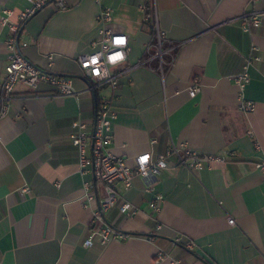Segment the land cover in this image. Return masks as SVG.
I'll list each match as a JSON object with an SVG mask.
<instances>
[{"label":"crops","instance_id":"1","mask_svg":"<svg viewBox=\"0 0 264 264\" xmlns=\"http://www.w3.org/2000/svg\"><path fill=\"white\" fill-rule=\"evenodd\" d=\"M62 1L65 8L47 0L25 23L21 41L28 42L23 52L34 64L73 77L76 94L19 83L6 110L0 101V264H170L159 259V250L182 264H264V176L256 168L264 157V0H157L159 27L178 45L164 82L148 0ZM30 5L0 0V16L9 7L16 19ZM102 6L113 8L110 27L130 41L126 62L116 67L129 68L117 89H92L78 60L94 50ZM251 11L261 14L262 24L245 31L243 15ZM8 37L9 27L0 22V84ZM250 55L260 59L251 61V81L242 91L233 77ZM194 80L201 89L192 97ZM103 96L117 111L111 150L129 166L138 155L155 157L173 143L226 159L192 170L175 165L155 179L137 175L127 189L120 183L139 211L122 215L117 205L105 217L126 237L106 245L95 238L86 246L94 206L84 199L85 182L93 175L81 169L70 134L77 119L94 127ZM241 98L255 101V109L243 111ZM93 188L101 197V188ZM157 195L159 210L150 206Z\"/></svg>","mask_w":264,"mask_h":264},{"label":"built area","instance_id":"2","mask_svg":"<svg viewBox=\"0 0 264 264\" xmlns=\"http://www.w3.org/2000/svg\"><path fill=\"white\" fill-rule=\"evenodd\" d=\"M31 5L21 10L16 19L15 11L9 7L3 9L0 16V22L3 26L9 27V37L6 40L9 48L8 64L6 65V74L0 84V101L3 107L9 106V101L17 84L26 85L29 88L36 89L40 83L48 84L59 96L75 95L73 77L61 75L51 69H42L34 64L23 52V48L28 45L27 41H21V32L27 20L40 9L47 0H29ZM100 2V0H96ZM153 6V19L156 31V54L159 58L158 70L164 82L166 75V65L172 64L176 58V50L178 45L173 44L166 38L164 32L159 27V16L156 9L157 0H149ZM62 8L65 4L59 0ZM146 7V5L144 6ZM243 29L250 31L252 26H260L262 24L261 14L258 11H251L243 15ZM99 24V37L94 41V50L84 53L78 57L80 67L83 73L92 81L91 88L95 89L98 85H110L113 89H117L120 82V75L125 70H117L116 67L125 63L130 50L129 36L124 32L114 31L110 25L113 21V8L110 6H102L96 16ZM116 37H124L126 43L124 45H115ZM168 42L167 47L163 44ZM257 47L254 46V49ZM117 53L123 56V59L112 60ZM166 55L169 56L166 59ZM52 61L53 55H49ZM260 59V56L250 55L245 65V70L235 75L233 78L235 83L239 85L243 91L247 84L251 81V75L248 67L252 60ZM51 63V62H50ZM144 62L133 64L130 68L142 65ZM201 85L199 81L194 80L188 90L192 97H195L200 91ZM256 103L252 100L241 98L239 107L243 111H253ZM4 110V109H3ZM117 117V111L111 97L103 96L99 99L96 111V119L93 128L82 119L73 121V131L70 134L73 144L78 149V162L83 171L92 172L93 183L85 182L84 199L94 206V215L91 221V234L85 239L84 244L91 246L94 244L95 238L100 243L106 245L111 240L118 237H126V233L116 229L114 224L110 223L105 213L115 206H119L122 215L131 216L139 211V208L127 201L120 189L119 184L122 183L127 189L133 184L135 176L139 175L143 178L155 179L161 170L172 166H182L189 170L202 167L204 161H224L225 154H197L188 147L186 143L172 144L168 149L153 157L151 152L140 154L135 159V166H129L124 157L114 153L111 150L113 139V122ZM175 155L177 160L172 162L171 156ZM148 156V160L143 164L140 162L141 157ZM163 165V166H161ZM256 168L264 176V157L256 163ZM101 188V197L99 192L93 187ZM161 195H157L155 200L150 204L152 208L160 209ZM98 200L97 204H93ZM230 224H235V219L228 217ZM161 226L160 223L157 224ZM158 257L160 260L169 259L170 264H182L181 259L174 258L159 250Z\"/></svg>","mask_w":264,"mask_h":264},{"label":"clouds","instance_id":"3","mask_svg":"<svg viewBox=\"0 0 264 264\" xmlns=\"http://www.w3.org/2000/svg\"><path fill=\"white\" fill-rule=\"evenodd\" d=\"M126 43V40L124 37H116L115 38V45H124ZM116 59H123V56L120 53H117L114 57H112V60ZM148 160V156L141 157V163L143 164ZM163 166V165H161Z\"/></svg>","mask_w":264,"mask_h":264},{"label":"trees","instance_id":"4","mask_svg":"<svg viewBox=\"0 0 264 264\" xmlns=\"http://www.w3.org/2000/svg\"><path fill=\"white\" fill-rule=\"evenodd\" d=\"M146 16H147L148 18L152 19V21H154V19H153V6H152V3H151L149 0L146 2ZM152 25H153V27L155 28V24H154V22H153ZM154 36H155V42H156V31H155V30H154ZM168 44H169V43L165 42V43L163 44V47H164V48L167 47Z\"/></svg>","mask_w":264,"mask_h":264},{"label":"water","instance_id":"5","mask_svg":"<svg viewBox=\"0 0 264 264\" xmlns=\"http://www.w3.org/2000/svg\"><path fill=\"white\" fill-rule=\"evenodd\" d=\"M116 229L120 230L119 228H117L116 226H114Z\"/></svg>","mask_w":264,"mask_h":264}]
</instances>
